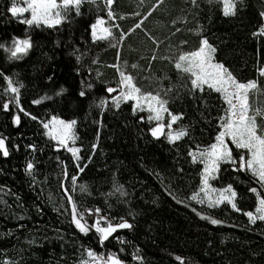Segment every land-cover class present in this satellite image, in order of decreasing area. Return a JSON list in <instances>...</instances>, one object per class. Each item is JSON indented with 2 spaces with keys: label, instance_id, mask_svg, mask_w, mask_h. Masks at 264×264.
<instances>
[{
  "label": "trees",
  "instance_id": "trees-1",
  "mask_svg": "<svg viewBox=\"0 0 264 264\" xmlns=\"http://www.w3.org/2000/svg\"><path fill=\"white\" fill-rule=\"evenodd\" d=\"M157 2L116 0L114 23L129 34L122 46L110 47L106 41L93 42L89 28L97 16L106 17L105 0H84L79 16L73 9L55 28L22 24L7 11L11 0H0V44L9 47L13 37H30L33 45L19 59L9 58L0 48V72L23 85L21 104L38 117L32 120L21 114L17 126L12 119L15 105L10 104L8 111L0 108V137L6 138L10 152L8 157L0 154V264H78L87 249L117 253L130 264H264V222L252 225L244 215L254 210L256 202L249 186L259 188L250 173L222 164L219 180L213 181L216 187L233 184L241 212L230 205L208 209L191 202L189 206L185 199L198 187L202 169L201 164L191 162L188 152L197 144L204 147L214 142L225 105L218 93L207 88L194 98L188 92L187 76L182 77L174 67L179 51L194 50L203 36L217 48V60L239 80L258 79L264 88V77L257 71L264 67V35L259 34L264 25V0H239L232 16L223 15L220 0H196L195 6L191 0H163L158 7ZM141 20V28L130 32ZM114 32L119 36V30ZM153 55L156 59L150 62ZM125 62L143 90L172 89L168 108L173 114H183L176 126L188 127V136L174 144L166 136L152 137L154 122H148L146 111L133 114L132 102L121 103L117 109L108 96V107H97L106 96L105 89L118 82V72L111 65ZM88 83L93 84L91 89ZM4 87L0 76V105L9 99L3 94ZM61 88L63 93L57 95ZM81 90L86 93L83 97ZM45 96L51 99L32 103ZM52 115L77 121L80 164L86 165L78 174V184L86 183L91 193L81 194L77 189L74 194L81 210L99 207L101 215L116 218L114 223L124 217L133 224L132 229L118 230L103 245L94 229L85 235L71 223L70 205L60 187L61 162L69 164L70 175L74 162L70 153L57 151L55 141L45 135L40 120L47 121ZM30 143L36 145L35 152L26 147ZM231 147L234 155L240 151ZM29 160L35 164L31 176L25 171ZM153 171L161 174L163 183ZM113 181L123 186L127 196L106 199ZM63 183L71 188L70 183ZM193 207L225 223L212 225L193 212ZM86 218L92 224L95 215ZM133 254L143 260H135Z\"/></svg>",
  "mask_w": 264,
  "mask_h": 264
},
{
  "label": "snow or ice",
  "instance_id": "snow-or-ice-1",
  "mask_svg": "<svg viewBox=\"0 0 264 264\" xmlns=\"http://www.w3.org/2000/svg\"><path fill=\"white\" fill-rule=\"evenodd\" d=\"M83 2L84 0H11L7 11L13 17L18 18L22 24L29 27L46 25L49 28H55L67 20L71 10L74 9L76 15L79 16ZM115 2L116 0H105L106 17L97 16L94 22L90 23V36L93 42L106 41L110 47L122 46L123 40L129 34L124 32L119 24L114 23L117 19V14L113 11ZM160 3H163V0H158L156 6L158 7ZM191 3L195 6L196 0H191ZM222 5L223 15H235L237 0H222ZM25 14H28V16L25 17ZM134 15H139V13ZM148 15H151V12ZM261 16H264V12L261 13ZM142 24L143 20L129 31L141 28ZM114 29L119 30V36L115 34ZM259 34L264 35V27L259 29ZM149 38L154 43H159L155 41L154 37L149 36ZM32 46L30 37H13L10 47L0 44V48H4L9 53V58L12 59H19ZM216 53L217 48L209 42L207 37L201 36L199 44L194 50L179 51L174 61L175 69L178 70L182 77L187 76L189 83L188 92L194 98L197 92L203 93L205 88H207L218 93L225 105L223 115L218 117L219 129L214 142L204 147L197 144L195 149H190L188 152L191 162L201 164L202 169L199 172L198 187L185 199L189 202V206H191V202L201 206L206 205L208 209H215L221 205H230L234 211L241 212L242 209L237 203L239 194L233 184L227 183L224 186L216 187L212 183L214 180H219L221 165L230 164L235 171L250 173L252 180L259 185V188L252 186L248 188V191L255 195L254 211H244L249 223L255 225L258 221L264 222V107H253L250 103V94L260 93L264 91V88L261 87L258 79H248L246 82L239 80L225 63L217 60ZM76 58L77 60L81 59L80 56ZM155 59V55L151 56L150 62ZM117 60H119V53L117 54ZM96 62L95 60L93 61V63ZM111 67H114L118 72V82L116 87L109 86L105 89L106 96L100 99L97 107L101 110L106 109L109 104L108 96L111 97V104L117 109H119L121 103L132 102L133 114L137 111H146L148 113V122H156L155 126L150 129L152 137L166 136L169 143L174 144L189 135L188 127H173L177 121L182 119L183 114H173L168 108L169 99L167 96L172 91L171 88L145 91L137 85L134 76L127 71V62L123 66L117 63L111 65ZM132 67L136 68L137 65L133 64ZM257 71L260 77H264V67H258ZM0 76L6 82L3 94L9 96V99L0 105V108L8 111L10 104L15 105L17 111L12 119L17 126L21 124V114L32 120H37L38 117L27 112L21 104V88L23 85L2 72H0ZM92 87V83L87 84V88L91 89ZM63 91L64 89L61 88L56 94L60 95ZM162 92L163 95L161 94ZM114 93L115 95H112ZM85 94L83 90L79 93L81 97L85 96ZM44 99H51V97L45 96L41 99H35L32 103L40 104ZM166 114L170 117L167 123L164 122ZM140 120L143 121L144 117L141 116ZM40 124L45 130V135L55 141L56 150L64 149L71 154L69 159L74 162V172L71 175L69 174V164L61 162V180L70 183L71 188L67 187L63 182L60 187L65 194L67 203L70 205L71 223L75 228L85 235L94 229L95 233L98 234L101 245L109 240L110 237H113V234L117 233L118 230L132 229L133 224L127 219L119 217V222L114 223L113 219L116 218L110 219L108 216L101 215L102 210L99 207L81 210L77 200L74 198L77 189H79L81 194L87 193L91 195L86 183L78 184V174L84 172L86 165L81 167L80 164L82 147L77 146L78 136L75 130L77 121L75 119L65 120L57 115H52L47 121L40 120ZM96 139L97 143H93L91 146L93 154L98 147L99 134H97ZM230 144L240 151L234 155ZM14 147L19 150V145H14ZM26 147L33 152L37 150L34 143H30ZM0 154L3 157H8L10 154L6 138L4 137H0ZM90 159L91 156H89ZM34 168L35 164L29 160L25 171L31 176ZM180 171L182 172L183 169ZM153 175L163 183L164 178L159 172L153 171ZM116 194L127 196L128 193L122 185L113 181V189L105 194V197L107 199V197ZM168 194L170 196L173 195L171 191ZM178 202L183 203L184 201ZM60 207L64 208L65 211H69L63 204ZM56 211H60V208H57ZM192 211L196 212L201 219L209 221L212 225L225 223V221L214 218L205 212L197 211L194 207ZM92 215H95V220L94 223L89 224L86 217ZM114 238L123 242L119 236ZM138 251L139 249H137ZM83 256L84 258L78 264H125V261L120 259L119 255L114 252L105 254L97 253L93 249H87ZM133 258L138 261L143 260L142 256L136 254H133ZM176 259L181 260V257L177 256ZM5 264H10V262L5 261Z\"/></svg>",
  "mask_w": 264,
  "mask_h": 264
},
{
  "label": "rangeland",
  "instance_id": "rangeland-1",
  "mask_svg": "<svg viewBox=\"0 0 264 264\" xmlns=\"http://www.w3.org/2000/svg\"><path fill=\"white\" fill-rule=\"evenodd\" d=\"M221 2H222V0H220ZM239 0H237V2H238ZM28 16V14H25V17H27ZM263 27H264V25H263ZM10 47V46H9ZM25 54H23V55H21V57L22 56H24ZM20 57V58H21ZM250 103L253 105V107H257V106H259V107H264V91H261L260 93H254V94H250ZM148 114V113H147ZM170 119V117H168L167 116V114L165 115V120H164V122L165 123H167L168 122V120ZM154 122V124L156 123L155 121H153ZM173 127L174 128H178L177 126H176V124L175 125H173ZM166 132H167V129H166ZM230 143V142H229ZM230 146H231V144H230ZM212 183H213V181H212ZM206 206V205H205ZM254 211V210H253ZM125 264H130V263H127V262H125Z\"/></svg>",
  "mask_w": 264,
  "mask_h": 264
}]
</instances>
